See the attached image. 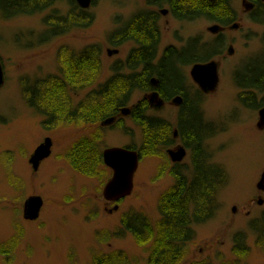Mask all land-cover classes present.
Returning a JSON list of instances; mask_svg holds the SVG:
<instances>
[{"label": "rangeland", "instance_id": "rangeland-1", "mask_svg": "<svg viewBox=\"0 0 264 264\" xmlns=\"http://www.w3.org/2000/svg\"><path fill=\"white\" fill-rule=\"evenodd\" d=\"M9 1L0 0L7 16L4 18L0 10V60L5 76L0 88V264H95L97 256L116 251L125 252L129 264H149V248L130 234L110 235L107 239L100 235L121 229L122 216L130 211L143 212L153 222L159 219L158 198L174 182L167 156L145 154L135 173L133 193L119 203L118 210L109 212L114 204L103 199L102 191L111 171L104 165L100 167L105 173L103 176H88L74 170L64 157L72 144L92 132L94 126L46 124L45 117L28 106L24 88L59 74L60 49L69 47L78 52L93 44L101 48L102 69L99 80L91 87L105 83L112 75L114 64L125 61L131 48L130 43L113 46V32L134 12L149 8L150 0H94L87 9L92 18L90 26L52 38L51 35L63 28L55 24L48 29L45 21L56 9L58 15H66L67 0L32 15H15L17 11L11 9ZM235 4L240 9V0ZM162 23L160 53L170 45L180 46L177 36L192 35L209 25L206 17L195 22L163 17ZM243 24L245 37L233 35L237 37L236 55L222 57L220 83L200 104L205 120L212 124L208 127L211 135L206 137L205 145L213 155L212 162L226 170L228 183L219 195L220 207L214 218L194 228L196 239L191 241L188 253L172 264L236 261L233 237L240 231L248 235L250 248L240 264H264V250L257 246V236L250 229L251 222L264 210V204L259 206L257 202L259 195L264 200V193L257 189L264 171V129L257 127L259 110L264 107V90L257 91L256 101L248 105L240 95L247 92L234 80V76L244 74L239 71L234 75L237 66L252 63L264 70V26L254 22L249 14ZM116 48L120 53L109 56L108 49ZM91 87L71 94L73 104L80 102ZM145 95L144 92L135 94L129 106ZM149 114L174 126L179 110L167 105ZM46 137L53 140L52 154L34 171L29 158ZM103 137L102 149L129 144L140 148L143 138L140 127L130 118L119 128H103ZM190 159L189 150L181 168L188 169ZM30 196H40L44 201L36 221H28L23 216L24 202ZM5 243H11L6 247L9 253H5Z\"/></svg>", "mask_w": 264, "mask_h": 264}, {"label": "trees", "instance_id": "trees-1", "mask_svg": "<svg viewBox=\"0 0 264 264\" xmlns=\"http://www.w3.org/2000/svg\"><path fill=\"white\" fill-rule=\"evenodd\" d=\"M59 1L63 0H10L9 5L13 11H17L15 15H32L53 8ZM157 2L158 5L166 3L172 7L181 5L185 8L198 5L200 15L208 12V0H157ZM67 3L69 10L66 15H58L56 9L47 16L45 23L48 29L55 24L63 28L50 38L74 29L86 28L92 23L91 16L86 10L78 7L76 0H67ZM2 8L4 7L0 6L2 15L7 18ZM143 16L137 15L138 19L136 18L134 23L127 20L111 37L116 35L127 43L132 29L137 27L134 24H138L137 21ZM260 16H255L254 20L264 22V11ZM135 29L136 37L141 42L140 48L129 52L125 61L116 63L112 68V75L98 87H91L99 80L102 69L101 48L94 44L78 52L69 47L60 49L59 74L25 85L24 97L28 106L45 117L46 124L94 126L92 132L79 137L64 155L70 166L82 174L88 176L105 174L100 169L104 166L102 158L104 137L103 129L100 127L104 119L116 115L121 107L129 105L135 94L150 91L149 81L152 77L160 80L162 89L168 87L178 91L180 88L175 73L177 70L168 56L170 54L164 55L161 61L154 62L156 38L148 35L142 27ZM241 73L244 74L241 77L235 76V80L238 87L247 92L240 94L242 101L250 105L249 102L256 101V92L264 90V70L251 63L245 72ZM90 87L92 89L74 105L71 94L80 93ZM244 94L249 95L248 98H243ZM188 110L187 115H182L189 124L184 123L186 126L183 127L181 138L189 147L190 165L186 170L183 168L170 170L174 182L158 198L159 219L153 222L143 212L130 211L122 216L121 229H115L112 234L106 232L100 235L101 238L107 239L110 235L122 237L124 234H130L139 244L149 248V264H172L186 256L195 236V226L216 215L220 207L219 195L228 183L226 170L212 162L213 155L205 145L207 137L205 130L212 124L205 120L201 108L198 115L194 114L193 117L190 114L191 107ZM149 112L151 109L145 98L133 105L130 118L141 129L142 145L140 148L132 144L126 147L137 149L141 159L145 154H159L165 157V150L172 142L173 125ZM122 123L117 127H121ZM162 170L161 172H165V169ZM258 223L257 220L251 222L250 228L257 230L260 228ZM246 237L243 232L234 235L233 251L237 260L221 261L220 264H240L241 260L247 258L250 248ZM262 240H258L257 243L261 242L257 246L264 250V239ZM10 245L11 243H5L3 247L9 248ZM8 248L5 249V253H9ZM95 264H129V258L125 252L116 251L97 256Z\"/></svg>", "mask_w": 264, "mask_h": 264}, {"label": "flooded vegetation", "instance_id": "flooded-vegetation-1", "mask_svg": "<svg viewBox=\"0 0 264 264\" xmlns=\"http://www.w3.org/2000/svg\"><path fill=\"white\" fill-rule=\"evenodd\" d=\"M236 1L237 0H208V12L206 14L200 15L201 12L199 11L201 10L198 5H194L191 8H185L184 6H181V5L172 7L171 5L169 6L166 3L165 4L162 3L158 5L157 0H150L148 4L150 7H153V9H151L150 7L145 8V9L144 8L140 9L134 12L128 19V20H132V22L134 23L136 21L137 15H142V16L144 15L142 18H140L137 21L139 22L138 24H134V25H137V27H134L132 29L131 37L127 42V43H130L131 45L129 52L133 51L134 49L140 48L139 44L141 42L136 37L135 28L139 29L140 27H142L143 29L146 30L148 35L156 38L157 48L154 53V58H153L154 62L157 63L161 61L167 54H170L171 56L170 55L168 56H169V59H171V64H173V66L177 70L175 73L177 74V77L179 80L178 85H180V88L178 89V91H173V89H170L168 87L167 89L160 88V80L157 77H152L151 80L149 81L151 90L144 93L146 94L145 99L147 100V104L150 107L151 111L161 110L167 105L175 106L179 110L177 122L173 126V129H172L171 145L168 146L165 150V154L168 158V161L169 163L171 162L170 167L172 169L174 168L182 169L181 168L183 166L182 162L186 159L189 153V147L181 138L183 127L186 126L184 123L186 124L188 123V122H185V120L182 118V115L183 116L187 115V111L189 113V110H188L189 107H191L190 114L192 112L193 116L194 114L198 115V112L200 111V108H201L200 106L201 99L204 98V96L208 95V94H205L193 80L191 76V70L193 66L196 64H207L210 62H215L217 64V72H218L219 83H220V80H221L220 71H221L222 57L224 56L225 58H232L236 55V48H235V43L237 42L236 36L240 35L239 36L240 38L245 37V34H244L245 27L243 24V20L244 18H246L247 14L250 15V18L254 22L258 24H262L264 26V22H260V21L257 22L256 20H254L255 16H260L261 13L264 11V0H240V9L236 8V4H235ZM163 17L165 18L169 17L177 21H181V22H186V21L195 22L196 20H199L202 17H206L208 18L209 25L206 26L205 29L198 30L196 33H193L192 35L177 36V37H180L179 38V42L181 43L180 46L176 47V46L170 45L166 47V49L163 50L162 53H160L159 48H160L161 39H162V30H163L162 29V26H163L162 19ZM166 22L168 21L166 20ZM176 33L179 35L178 31ZM233 35H236V36H233ZM111 38L113 39L111 40V44L113 46L119 47L120 45L122 46L123 44L126 43L122 41V38L116 37V35H114ZM116 50H118V48H116ZM119 53H120V50H118V53L115 55H118ZM242 60H245V59H242ZM243 66L244 65H242V67L237 66L234 72V75H236L239 71L245 72L247 66L246 65L244 67ZM187 67H190L189 71L186 70ZM154 78L157 80L156 84L152 83V80ZM235 83L237 84L236 80H235ZM189 91H192V93ZM153 92H158L159 98L163 100V105L161 108H156L154 105L150 103L149 95L152 94ZM177 97L180 98V102L178 104H176L175 102V98ZM124 108L130 109L129 115H124L122 113V109ZM132 111H133V105L132 106L127 105V106L121 107L119 109V113H117L116 115L110 116L101 122L100 125L102 129L106 127H113V128L117 127V125L124 122L126 118L131 117ZM111 118L113 119V122L111 124H103L105 123V121ZM205 133H206L205 136L211 135V133L208 132V129L205 130ZM177 147H183L186 150V157L184 158L182 162H173L167 154V151L169 149H175ZM260 199L263 200V198L259 195V198L257 200L258 204H259ZM263 204H264V200H263ZM263 204L262 205L259 204V206H263ZM233 208H232V211L235 212L236 207H233ZM263 217H264V210H262L260 215L256 217L255 220H253V221H256V220L259 221L258 225H260L259 226L260 228H258L255 231L253 230V233L256 234L257 236L256 239L261 240V241H263L262 239H264L262 238V236H264V229H261V227H264ZM212 219L204 221V223L198 224L196 226L207 224ZM243 233L246 234V232H243ZM246 236L248 237L247 234ZM195 239H196V231H195V236L193 240ZM258 240L256 242H258ZM247 243H248V239H247ZM200 251L202 252L203 250L201 249ZM187 264H210V262L208 260H203V261H193Z\"/></svg>", "mask_w": 264, "mask_h": 264}, {"label": "water", "instance_id": "water-1", "mask_svg": "<svg viewBox=\"0 0 264 264\" xmlns=\"http://www.w3.org/2000/svg\"><path fill=\"white\" fill-rule=\"evenodd\" d=\"M82 9H88L92 5V0H76ZM118 53L116 49L108 50V55L112 56ZM191 76L199 88L205 93L214 92L219 83L217 72V64L210 62L207 64H196L191 70ZM5 82L4 70L0 60V88ZM157 80H152L156 84ZM149 101L156 108H161L163 100L159 98L158 92L149 95ZM176 104L180 102V98H175ZM124 115H129L130 109H122ZM259 121L257 127L264 129V107L259 110ZM113 119L105 121L103 124H111ZM53 140L46 137L44 141L34 150L29 158L34 171H38L43 161L48 159L52 154ZM168 156L173 162H182L186 157V150L183 147L169 149ZM103 162L106 167L112 171V176L106 182L102 196L108 203H115L113 209L109 212L116 211L119 208V202L129 197L134 189V177L138 170L141 155L136 149L127 147H109L103 150ZM258 190L264 192V171L257 183ZM259 204H263V200H259ZM44 205L43 198L40 196H30L24 202L23 216L28 221H36L39 219Z\"/></svg>", "mask_w": 264, "mask_h": 264}]
</instances>
